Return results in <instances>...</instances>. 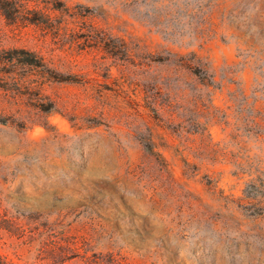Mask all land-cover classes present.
<instances>
[{"label": "rangeland", "instance_id": "374dc122", "mask_svg": "<svg viewBox=\"0 0 264 264\" xmlns=\"http://www.w3.org/2000/svg\"><path fill=\"white\" fill-rule=\"evenodd\" d=\"M42 4L0 12V264H264V0Z\"/></svg>", "mask_w": 264, "mask_h": 264}, {"label": "trees", "instance_id": "16d2710c", "mask_svg": "<svg viewBox=\"0 0 264 264\" xmlns=\"http://www.w3.org/2000/svg\"><path fill=\"white\" fill-rule=\"evenodd\" d=\"M44 0H0V12H2L7 18L12 21H22L25 13H32L34 16L44 15L46 19H49L48 14L44 13ZM30 24H38L36 18L28 19L25 18ZM13 52L20 53L25 56V63L32 66H42V58H39L34 52L26 50H12ZM3 53H9V51H4ZM3 59L13 62V58H4L0 53V63Z\"/></svg>", "mask_w": 264, "mask_h": 264}]
</instances>
